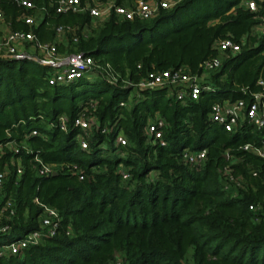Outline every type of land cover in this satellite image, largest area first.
Wrapping results in <instances>:
<instances>
[{
	"label": "trees",
	"instance_id": "trees-1",
	"mask_svg": "<svg viewBox=\"0 0 264 264\" xmlns=\"http://www.w3.org/2000/svg\"><path fill=\"white\" fill-rule=\"evenodd\" d=\"M32 1L27 12L40 17L35 27L18 19L23 8L13 0H0L11 29H32L58 53L81 51L109 64L118 83L95 69L51 84L49 66L0 58V144L19 147L0 158L2 203L14 210L5 212L8 231L0 232V245L39 228L42 208L34 199L61 217L56 236L0 256V264H110L116 257L123 264H264V203L248 209L264 199V159L241 148L264 143V126L243 120L228 132L209 114L214 102L250 103L257 78L264 82V35L253 30L264 0H253L255 11L247 0H182L149 19L112 13L95 24L86 13L58 14L48 0ZM56 25L75 29L57 34ZM225 38L239 44L235 54L217 49ZM210 57L221 62L203 77L198 99H177L167 86L136 91L123 81L177 68L201 76ZM91 101L90 111L107 130L93 129L83 150L73 119ZM60 115L69 118L66 131ZM156 117L164 121L163 143L145 131ZM117 133L125 145L115 143ZM186 148H205V161L186 164ZM36 157L56 164L55 174L41 176Z\"/></svg>",
	"mask_w": 264,
	"mask_h": 264
},
{
	"label": "built area",
	"instance_id": "built-area-1",
	"mask_svg": "<svg viewBox=\"0 0 264 264\" xmlns=\"http://www.w3.org/2000/svg\"><path fill=\"white\" fill-rule=\"evenodd\" d=\"M18 6L23 8L19 20L23 21L30 27H35L40 21V17L27 12L35 7L32 0H13ZM182 0H134L131 6H124L116 4L115 0H48L49 6L53 7L55 13H86L95 19H105L110 14L116 15L125 19H149L158 13L160 8L170 9ZM250 11L256 10V4L253 0H247L243 3ZM75 28L69 25H56L55 30L57 34L63 32H71ZM253 30L259 34L264 35V16H259ZM73 40L77 41V37L73 36ZM238 43L233 42L229 38L220 40L217 43V49L220 52H229L235 54L239 50ZM35 50L38 53H35ZM0 58L1 59H30L40 64L49 66L52 70L48 77L49 83L59 84L66 83L82 77L95 69L105 72L108 81L118 83V76L112 74L110 65L105 66L97 63L93 57L81 51L71 53H58L54 42H41L37 39L36 34L32 29H11L8 22L4 18V14L0 9ZM219 57H210L203 62L201 76L193 75L183 68L177 69H164L159 71H149L147 75L134 82L132 80L123 79L127 86L133 87L136 91L138 88L145 89L156 86H167L171 90L174 89V95L177 99H198L202 87L201 83L203 76L220 65ZM256 84L259 86V91L253 94V101L245 103L242 99H235L233 101L225 100L223 102H214L210 108V118L222 125L225 131H232L238 127L243 120L255 128L264 126V82L257 78ZM121 106L126 105V102H120ZM95 108V103L90 102V107L85 106L80 113L73 119V125L80 129L78 134V143L83 150L88 148V138L92 135V130L106 132V125H101L100 121L96 118L90 108ZM69 118L66 115H60L57 119L59 128L63 131L67 130V123ZM164 121L156 117L148 120L146 123L145 131L153 142L163 143V130ZM33 134L36 131L32 132ZM115 143L117 145H125L126 138L122 133H117L115 136ZM25 148L26 146H22ZM243 150L253 153L254 155L264 159V143L254 145L245 143L241 146ZM5 149L17 153V147L14 141H6L0 144V158L4 154ZM182 160L190 166L202 163L206 159V149L197 151L190 149L182 150ZM40 163L39 174L41 176H51L56 171V164L43 163L35 158ZM16 173H22V169L16 167ZM124 179L128 175L121 171ZM229 182L233 181L230 176L229 170L225 173ZM254 175V173H252ZM5 173L0 170V232L5 233L8 231L7 225H2L5 212L9 211L13 215V208L10 202H6L5 206L2 203L3 185ZM34 203L42 208L40 217L39 228L37 230L28 232L22 238L15 241L0 245V256L6 254H18L23 250L40 244L46 238L56 236L61 224V217L58 212L45 205L39 204L37 199ZM261 203L257 205H249L250 211H256L261 208ZM110 264H123L121 258L116 257Z\"/></svg>",
	"mask_w": 264,
	"mask_h": 264
},
{
	"label": "rangeland",
	"instance_id": "rangeland-1",
	"mask_svg": "<svg viewBox=\"0 0 264 264\" xmlns=\"http://www.w3.org/2000/svg\"><path fill=\"white\" fill-rule=\"evenodd\" d=\"M101 20H102V19H94V21H95L94 24L97 23V22H99V21H101ZM94 24H93V25H94ZM35 53H38V51L35 50ZM91 76H94V75L92 74ZM203 77H204V76H203Z\"/></svg>",
	"mask_w": 264,
	"mask_h": 264
},
{
	"label": "crops",
	"instance_id": "crops-1",
	"mask_svg": "<svg viewBox=\"0 0 264 264\" xmlns=\"http://www.w3.org/2000/svg\"><path fill=\"white\" fill-rule=\"evenodd\" d=\"M205 75H206V74H205ZM205 75H204V76H205Z\"/></svg>",
	"mask_w": 264,
	"mask_h": 264
},
{
	"label": "water",
	"instance_id": "water-1",
	"mask_svg": "<svg viewBox=\"0 0 264 264\" xmlns=\"http://www.w3.org/2000/svg\"><path fill=\"white\" fill-rule=\"evenodd\" d=\"M54 174H55V173H54ZM54 174H53V175H54Z\"/></svg>",
	"mask_w": 264,
	"mask_h": 264
}]
</instances>
